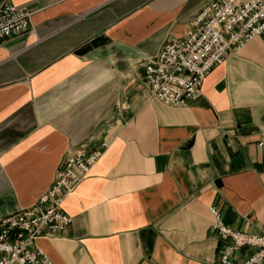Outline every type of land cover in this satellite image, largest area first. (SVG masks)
Here are the masks:
<instances>
[{
    "label": "crops",
    "instance_id": "1",
    "mask_svg": "<svg viewBox=\"0 0 264 264\" xmlns=\"http://www.w3.org/2000/svg\"><path fill=\"white\" fill-rule=\"evenodd\" d=\"M6 1L31 28L0 43V217L33 205L68 150L104 145L63 200L71 223L35 241L53 264H221L230 242L211 207L234 231L264 229L260 38L174 107L151 95L142 65L213 0Z\"/></svg>",
    "mask_w": 264,
    "mask_h": 264
},
{
    "label": "built area",
    "instance_id": "2",
    "mask_svg": "<svg viewBox=\"0 0 264 264\" xmlns=\"http://www.w3.org/2000/svg\"><path fill=\"white\" fill-rule=\"evenodd\" d=\"M30 28V12L0 1V43ZM255 37L264 43V0H213L188 21L182 38L167 40L156 58L142 65L144 82L163 104L187 107L199 97L204 77L227 53ZM103 147L68 150L52 184L33 205L0 217V264H53L35 241L62 232L71 223L62 210L63 200L88 176ZM209 211L212 228L230 242L222 248L221 264L264 262V229L259 234L234 231L223 223L219 210ZM240 248L253 252L234 263L233 253Z\"/></svg>",
    "mask_w": 264,
    "mask_h": 264
},
{
    "label": "water",
    "instance_id": "3",
    "mask_svg": "<svg viewBox=\"0 0 264 264\" xmlns=\"http://www.w3.org/2000/svg\"><path fill=\"white\" fill-rule=\"evenodd\" d=\"M1 1V0H0ZM96 45H98L97 43H96V41H92V42H90V46H96ZM81 51H78L77 53H80Z\"/></svg>",
    "mask_w": 264,
    "mask_h": 264
}]
</instances>
